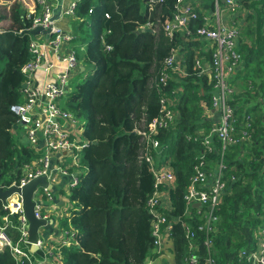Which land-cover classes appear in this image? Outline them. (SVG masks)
Here are the masks:
<instances>
[{
    "label": "trees",
    "instance_id": "trees-1",
    "mask_svg": "<svg viewBox=\"0 0 264 264\" xmlns=\"http://www.w3.org/2000/svg\"><path fill=\"white\" fill-rule=\"evenodd\" d=\"M33 1L35 12L30 13L21 0L11 4L0 0V24H4L0 26V190L17 182L22 167L41 150H34L24 132L16 131L19 123L10 110L22 101L27 76L21 67L32 59L30 28L39 9ZM191 1L210 7L212 0ZM176 2L77 1L72 25L74 39L84 43V50L75 51L85 68L61 104L78 118L87 144L82 149V171L68 191V217L59 227L62 232L73 231L70 244L59 248L63 264H249L242 251L250 252L264 236V0H238L242 60L228 81L233 89L229 102L235 134L245 130L247 136L225 149V188L212 210L216 219L210 230L199 229L205 222L202 213L209 208L198 213L197 207L186 205L184 197L200 160L196 157L204 150L206 160L219 158L221 143L216 137L212 152L187 140L216 124L211 108L213 83L207 75H199L194 63L196 56H204L211 64L212 52L195 53L205 48L200 39L178 34L168 38L164 24ZM146 22L152 28H143ZM199 23L191 21L190 25ZM177 47L184 54L188 75L181 78L173 73L164 86L157 85L160 72L168 70L166 57ZM161 97L172 102L178 118L160 130L161 152L156 157L154 153L158 164H170L175 178L174 186H160L170 205L162 213L172 226L164 247L157 251L147 207L154 180L150 164L141 156L148 149L137 130L159 115ZM3 202L0 199V227L15 243L20 237L18 215L5 210ZM185 225L192 230V239ZM206 238L211 241L209 250ZM193 257L194 263H189ZM0 264L29 263L17 261L4 247Z\"/></svg>",
    "mask_w": 264,
    "mask_h": 264
},
{
    "label": "built area",
    "instance_id": "built-area-1",
    "mask_svg": "<svg viewBox=\"0 0 264 264\" xmlns=\"http://www.w3.org/2000/svg\"><path fill=\"white\" fill-rule=\"evenodd\" d=\"M31 1V3H30ZM23 0V4L29 9L30 13L35 12L33 0ZM78 0H72L67 7L60 4L57 6L58 14L61 16L74 17L75 7ZM162 1V0H158ZM39 12L33 19L32 27L41 26L49 28L50 37L46 39V44L53 49V60L49 61L44 51L46 44L39 42L44 35H31L29 51L32 59L21 67V71L27 76L24 82L26 85L22 88V101L10 106V110L17 116V121L24 127V134L29 145L34 149L40 150V155L32 162L22 167V174L17 182L11 186L22 188L32 179L39 176H46L47 182L54 186L61 176L68 175L66 158H69L71 164H77L80 160L78 151L86 146L87 142H79L78 136H81L78 118L70 111L63 108L61 99L65 96L68 88V79L73 71L78 68V59L74 49L67 50L61 55V47L74 39L70 31L63 30L56 24L57 20L54 10L51 9L46 0H36ZM221 3L224 9H221ZM30 4V5H29ZM171 18L165 22L164 31L169 39H173L177 34L187 39L196 38L207 42L203 50L195 49V53H205L211 50V64L206 62L204 56L195 57V68H198L199 75H207L213 83L211 93V108L216 117V124L213 125L207 133L198 130L197 134L187 136V140H192L203 145L208 152L215 151L213 146V137L220 141L221 147L217 150L219 156L215 162L206 160L204 150L196 158L199 162L194 166V174L190 177V186L185 194L187 206L197 207L198 213L204 209L203 216L205 222L199 226L202 230L206 227L211 229V224L216 219L212 210L218 205L220 195L225 188L223 180V171L225 169L224 155L227 146L237 144L242 141L247 132L241 130L240 135L235 134L233 107L230 104V95L233 89L229 86V78L234 73L242 60L238 50L239 18L237 13L239 6L238 0H212L210 7H205L203 1L177 0ZM199 8V10L197 9ZM91 10V9H90ZM230 13L226 20L222 19L221 13ZM231 14H235L231 17ZM105 17L109 14L106 12ZM191 21L200 23L191 27ZM152 28L151 22H146L144 27ZM46 76L48 77L43 86L34 84L35 73L42 68L43 64ZM166 70H162L158 76L157 85H165L173 73H177L181 78L186 77L188 72L183 52L180 48H172L170 54L165 59ZM210 70V71H209ZM160 113L158 116L148 122L147 126L137 133L141 136V143L148 149L141 153V156L150 164V170L153 174L154 192L148 198L147 207L152 215V236L153 245L157 251H160L170 235L171 222L166 219L162 209H170L168 203V194L165 189H160L162 184L174 186V173L168 162L158 164L155 157L161 152L160 140L157 135L160 130L173 124L178 118V113L172 107V102L166 97L159 99ZM155 153V157H154ZM214 163V168L211 169ZM210 166V167H209ZM210 171H209V169ZM77 183V177L71 183V187ZM7 188V189H8ZM51 189H40L34 196L36 205L34 214L38 218L49 220V213L43 212L44 203L53 199ZM46 192L45 194H42ZM3 208L11 213L18 215V229L20 232L19 240L12 243L3 229H0V249L8 247L17 261L26 260L29 264H63L60 260L59 248L61 245L70 244V237H73V231L60 230L61 239L53 242L46 241L39 234L37 241L38 253L31 252L27 246L28 243V222L22 207V196L19 192L13 193L3 202ZM68 214V213H67ZM6 220V218L4 219ZM185 231L189 239L193 238V232L189 226L185 225ZM67 236L65 238L64 236ZM44 236V235H43ZM57 243V245L55 244ZM207 249H210L211 241L204 240ZM242 256L246 257L249 264H264V236L260 237L254 249L250 252L242 251ZM55 258L58 261H55ZM189 263H194L195 258H190ZM212 260L209 258L208 263Z\"/></svg>",
    "mask_w": 264,
    "mask_h": 264
},
{
    "label": "crops",
    "instance_id": "crops-1",
    "mask_svg": "<svg viewBox=\"0 0 264 264\" xmlns=\"http://www.w3.org/2000/svg\"><path fill=\"white\" fill-rule=\"evenodd\" d=\"M71 1L72 0H62L61 4H62V6L65 7V5H67V4L69 5ZM30 3H31V1H30ZM54 3H55V7L53 10L55 12V18L57 20L56 24L59 25L63 30L70 31L75 36L74 27L72 25V21L74 20V18L70 17V16L59 15L58 10H57L58 4L56 3V0H54ZM30 6H32V5H30ZM30 6H29V9H31ZM0 26H4V24H2V25L0 24ZM46 39L47 38L45 36L40 38L41 42L44 44H46ZM81 47H82V50H84V45H82ZM70 49H74V48H70ZM67 50H69V49H67ZM44 51L46 52L47 58L49 59V61L53 60V62H54L55 59L53 57V49L46 44L44 47ZM46 64L47 63H44L42 68L39 69L35 73L34 84H37L39 86H43L45 84V82L48 78L45 74V71H44V67L46 66ZM81 66H84V65L78 61V68L75 71H78V73L82 72L83 69L82 70L80 69ZM84 68H85V66H84ZM78 77L80 78V76H78ZM63 99L64 98H62L60 101L62 102ZM78 139L80 140L79 142L86 141L84 139V137H82V135L78 136ZM78 157L80 158V160L77 162V164H71V161H69V158H66V159H68L65 161V163L67 165V169H68V175L67 176H61L58 179V181L54 184V186H52L51 190H49V191H51L53 199L44 203V205H43V212L49 213V216H51L50 219L48 220L49 223H48L47 230L44 232V236H43L44 237L43 239H45L46 241L52 240L53 242H56V241L61 239V233H60L59 227L58 228L56 227V220H54L53 216H55V218H59V219L61 217L64 218V216H66V217L68 216L67 209L70 206V201L68 200V191L71 187V183L73 182V180L82 171V167L80 166L81 157H82V150L78 151ZM75 174H78V175L75 176ZM45 193L46 192H43L42 194H45ZM59 207L63 208L64 214L57 212V209ZM51 211H53V212H51ZM36 255L38 256V255H40V253H38Z\"/></svg>",
    "mask_w": 264,
    "mask_h": 264
},
{
    "label": "water",
    "instance_id": "water-1",
    "mask_svg": "<svg viewBox=\"0 0 264 264\" xmlns=\"http://www.w3.org/2000/svg\"><path fill=\"white\" fill-rule=\"evenodd\" d=\"M62 0H56L58 6L61 4ZM49 28H42L41 26H36L30 30L31 35H44L46 38L50 37ZM80 69H84L81 66ZM25 83L22 84V88L25 87ZM78 174H75L77 176ZM52 185L47 182L46 176H39L31 181H29L22 188L16 186H11L6 190H0V199L5 201L6 198L10 197L13 193L19 192L22 196V207L25 214L27 224H28V243L27 246L31 252L38 250L37 241L39 238V229L42 227H48L49 221L38 218L34 214V207L36 202L34 201V196L37 195L40 189H51Z\"/></svg>",
    "mask_w": 264,
    "mask_h": 264
},
{
    "label": "rangeland",
    "instance_id": "rangeland-1",
    "mask_svg": "<svg viewBox=\"0 0 264 264\" xmlns=\"http://www.w3.org/2000/svg\"><path fill=\"white\" fill-rule=\"evenodd\" d=\"M22 2H23V0H21ZM13 2V0H6V3H8V4H11ZM46 2L49 4V6L51 7V9L53 10L54 9V7H55V3H54V0H46ZM68 6V4L67 5H65V7H67ZM221 9H224L225 7H224V5L221 3ZM2 6H0V10H2V8H1ZM7 10L8 9H6V8H4V12L5 13H7ZM38 12H39V10H38ZM235 14H240V13H238V11H237V13H235ZM235 14H231V17L232 16H234ZM54 15H55V13H54ZM228 15L230 16V13H227V12H223L222 11V13H221V16H222V19L223 20H226L227 18H228ZM5 25H7L6 23H5ZM75 31V30H74ZM75 36H77L76 35V32H75ZM39 42H41V40H38ZM203 40H201V42H200V44H201V46H207V42H205V41H203ZM82 44H84V43H82V42H79V40L78 39H74V40H72L71 42H69V43H66V44H64V47H61V49H60V51H61V55H63L65 52H66V50L67 49H70V48H74L77 52H80V51H82ZM80 76V73H78V71H73V73H71V75H70V77H69V79H68V88H69V90H72V89H74L75 88V86H76V84H77V82L79 81V77L78 76ZM62 103V102H61ZM23 130H24V127H23V125H21V124H19V127L17 128V130L16 131H18V132H22L21 134H23ZM25 135V134H24ZM26 137V136H25ZM83 139V138H82ZM64 192V191H63ZM67 207V206H66ZM50 211V210H49ZM51 212H53V211H51ZM57 212H60V213H63L64 214V212H63V208L62 207H59L58 209H57ZM56 212V213H57ZM68 217V216H67ZM67 217L66 216H64V218H55V216H53V218H54V220H56V227L58 228V227H60V224L62 223V220L64 221V220H66L67 219ZM47 230V227H42V228H40L39 229V233H40V236L41 237H43V235H44V232ZM56 245H57V243H55ZM38 250H40V249H38Z\"/></svg>",
    "mask_w": 264,
    "mask_h": 264
}]
</instances>
